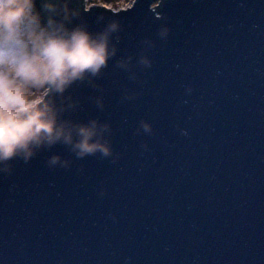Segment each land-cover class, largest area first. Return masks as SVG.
<instances>
[{
    "label": "water",
    "instance_id": "water-1",
    "mask_svg": "<svg viewBox=\"0 0 264 264\" xmlns=\"http://www.w3.org/2000/svg\"><path fill=\"white\" fill-rule=\"evenodd\" d=\"M67 3L111 54L55 103L109 152L0 162V264H264V0Z\"/></svg>",
    "mask_w": 264,
    "mask_h": 264
},
{
    "label": "clouds",
    "instance_id": "clouds-1",
    "mask_svg": "<svg viewBox=\"0 0 264 264\" xmlns=\"http://www.w3.org/2000/svg\"><path fill=\"white\" fill-rule=\"evenodd\" d=\"M69 14L67 0H0V162L58 142L80 157L109 152L95 121L62 119L55 103L54 94L97 73L111 54L106 33L67 27Z\"/></svg>",
    "mask_w": 264,
    "mask_h": 264
},
{
    "label": "rangeland",
    "instance_id": "rangeland-1",
    "mask_svg": "<svg viewBox=\"0 0 264 264\" xmlns=\"http://www.w3.org/2000/svg\"><path fill=\"white\" fill-rule=\"evenodd\" d=\"M131 1L133 0H84V3L86 2V4L88 5L89 3L92 4H103L107 7H111V6H117V4L119 5H124L127 3H131ZM156 4V3H154Z\"/></svg>",
    "mask_w": 264,
    "mask_h": 264
},
{
    "label": "built area",
    "instance_id": "built-area-1",
    "mask_svg": "<svg viewBox=\"0 0 264 264\" xmlns=\"http://www.w3.org/2000/svg\"><path fill=\"white\" fill-rule=\"evenodd\" d=\"M128 5H130L129 3H127L126 4V6H128ZM84 6L85 7H88V5L86 4V2L84 3ZM124 5H119V4H117V6H111V8H113V9H118V8H120V7H123Z\"/></svg>",
    "mask_w": 264,
    "mask_h": 264
},
{
    "label": "bare ground",
    "instance_id": "bare-ground-1",
    "mask_svg": "<svg viewBox=\"0 0 264 264\" xmlns=\"http://www.w3.org/2000/svg\"><path fill=\"white\" fill-rule=\"evenodd\" d=\"M132 2V1H131ZM130 5H131V3H130ZM124 7H126V4H124V6L123 7H120V8H124Z\"/></svg>",
    "mask_w": 264,
    "mask_h": 264
}]
</instances>
